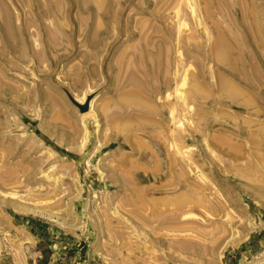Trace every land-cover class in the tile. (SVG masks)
<instances>
[{
  "label": "rangeland",
  "instance_id": "obj_1",
  "mask_svg": "<svg viewBox=\"0 0 264 264\" xmlns=\"http://www.w3.org/2000/svg\"><path fill=\"white\" fill-rule=\"evenodd\" d=\"M203 1L0 0V264H264V0Z\"/></svg>",
  "mask_w": 264,
  "mask_h": 264
},
{
  "label": "bare ground",
  "instance_id": "obj_2",
  "mask_svg": "<svg viewBox=\"0 0 264 264\" xmlns=\"http://www.w3.org/2000/svg\"><path fill=\"white\" fill-rule=\"evenodd\" d=\"M181 2V1H180ZM203 2H205L206 4H204V6L203 7H205L206 5H207V8H204V11L206 10V15H207V17H209L210 15H211V13H210V10H209V7H210V4H211V0H205V1H203ZM173 3V2H172ZM191 3V2H190ZM175 4V3H174ZM179 4V3H178ZM188 4V3H187ZM172 5V4H171ZM180 5V4H179ZM251 6V5H250ZM178 8H179V6H177V9H176V16L179 18H181L182 19V15L180 14V8H179V10H178ZM174 9V8H173ZM219 9V8H218ZM251 10V9H250ZM261 10V9H260ZM260 12V11H259ZM202 14V13H201ZM252 14V13H251ZM262 14V13H261ZM260 13H259V16L261 15ZM210 20H212V19H210ZM215 21V20H214ZM216 21H219V20H216ZM219 23V22H218ZM223 23V22H222ZM262 23V22H261ZM264 23V22H263ZM181 25H183V24H180V26ZM223 25V24H222ZM231 25H233V24H231ZM260 25V24H259ZM178 26V25H177ZM214 26V25H213ZM228 26H229V24H228ZM217 27H219V24H218V26ZM222 27V26H221ZM228 28V27H227ZM236 28V27H235ZM230 29V28H229ZM264 29V28H263ZM180 30V29H179ZM193 30V29H192ZM216 30V29H215ZM233 30V29H232ZM238 30V29H237ZM230 31V30H229ZM234 31V30H233ZM251 31V30H250ZM262 31V30H261ZM180 32V31H179ZM177 33V32H176ZM208 33V32H207ZM238 33V32H237ZM240 33V32H239ZM263 33V32H262ZM180 34V33H179ZM178 34V35H179ZM209 34V33H208ZM144 35H146V34H144ZM194 35V34H193ZM197 35V34H196ZM211 36V35H210ZM213 36V35H212ZM211 36V37H212ZM216 38H217V40L216 39H214V40H216V41H214V44H213V48H214V55H215V59L219 62V63H221V64H225V65H228L232 70H234V69H237V62H238V56H234V50L232 49V47H231V45L229 44V42L227 41V39H226V37L223 35V33L222 32H220L219 30H216ZM190 37V36H189ZM149 39H150V37H148ZM215 38V37H214ZM177 39H179V38H177ZM244 39V38H243ZM187 40V39H186ZM189 40V39H188ZM149 41V40H148ZM179 41H180V39H179ZM178 40H177V44H178V42H179ZM242 42V41H241ZM176 44V45H177ZM182 44H183V42H182ZM179 45V44H178ZM187 45L188 46H190L191 44H189V43H187ZM241 45H242V43H241ZM167 46V45H166ZM181 47H182V45H180ZM233 48H234V46H233ZM259 51V50H258ZM262 51V50H261ZM242 52V51H241ZM263 52H264V50H263ZM212 53V52H211ZM258 53V52H257ZM179 54L181 55V57H182V55L183 54H181V52H180V50H179ZM179 55V56H180ZM194 56V55H193ZM153 57V56H152ZM158 58V57H157ZM144 59V58H143ZM182 60V59H181ZM183 62V61H182ZM181 62V63H182ZM176 66V65H175ZM257 67V66H256ZM168 69H170V68H168ZM248 70V69H247ZM256 70V69H255ZM250 71V70H249ZM248 71V72H249ZM176 75L178 76V74H179V70L176 68ZM254 72V71H253ZM246 76V75H245ZM175 81V80H174ZM192 81V80H191ZM190 81V82H191ZM154 82V81H153ZM219 82V81H218ZM186 84H190L189 83V81H188V79H187V75H186V73H185V75L183 76V78H182V80H181V82H179V83H177V86L176 87H173L174 89L173 90H171L170 91V89H169V85L167 86V90H168V93L166 94V96H165V104H166V106H168L169 108H170V116H171V118H172V121L175 123V124H183V122L184 121H182L180 118L179 119H177L178 118V115L179 114H182L183 115V118L184 119H186L187 121H188V124H189V122H191V118L188 116L189 114H191V112H192V109H193V107L195 106V104H193V100H194V98H195V96H196V92L199 90V88L197 87V85L195 86V87H189L188 86V88H186V89H184V87H185V85ZM199 85V84H198ZM193 86V85H192ZM227 87L228 88H232L231 87V85L230 84H228L227 85ZM159 88V87H158ZM209 89V88H208ZM231 90V89H230ZM138 91V90H137ZM199 91H201V90H199ZM199 91H198V93H199ZM222 91V90H221ZM231 92V91H230ZM143 93V92H142ZM198 93H197V95H198ZM201 93H202V91H201ZM211 93V92H210ZM200 94V93H199ZM225 94V93H224ZM203 95V94H202ZM208 96V95H207ZM230 96V95H229ZM238 96V95H237ZM149 97V96H148ZM232 97H233V95H232ZM150 99V98H149ZM208 99V98H207ZM232 100V99H231ZM236 101V100H235ZM248 102V101H247ZM81 103H83V102H81ZM91 104L89 105V107H88V111H86L85 113H90V111H92L93 109H92V105H93V103L92 102H90ZM240 103H241V101H240ZM88 104V103H87ZM138 104V103H137ZM200 105V104H199ZM198 105V106H199ZM252 105V104H251ZM250 105V106H251ZM248 108V107H247ZM193 111H194V109H193ZM196 112V111H195ZM197 113V112H196ZM182 118V117H181ZM193 118V117H192ZM171 121V122H172ZM172 122V123H173ZM171 123V124H172ZM246 123V122H245ZM178 127V126H177ZM182 126H180V128H181ZM185 128V127H184ZM175 129H176V127H175ZM185 131V130H184ZM194 131V130H193ZM171 132H172V130H171ZM172 134V133H171ZM181 134V133H180ZM180 134H177V132L172 136V140H171V144H172V147H174V149L176 150V153L177 154H179L182 158L181 159H183V160H190V158H187V159H185V155H186V153L188 154L189 152H187V151H183V148H180L181 146L179 145L180 143H179V141H180V139H181V135ZM218 134V133H217ZM216 134V135H217ZM214 136V135H213ZM185 137V136H184ZM218 137V136H217ZM183 138V137H182ZM186 138V137H185ZM227 138V137H226ZM229 138V137H228ZM250 139V138H249ZM166 140V139H165ZM222 140V139H221ZM224 140V139H223ZM217 141V140H216ZM230 141H231V138H230ZM167 142V141H166ZM226 142V141H225ZM168 143V142H167ZM231 143V142H230ZM237 143V142H236ZM239 144V143H238ZM222 145V144H221ZM225 145V144H224ZM168 146V145H167ZM188 147V146H187ZM185 148V147H184ZM228 148H231V147H228ZM233 148V147H232ZM234 150V149H233ZM237 151H239L238 149H237ZM241 151V150H240ZM240 151H239V153H240ZM238 153V152H237ZM241 154V153H240ZM178 155V156H179ZM189 156V155H188ZM175 161V160H174ZM191 163V162H190ZM194 171V170H193ZM181 208V207H180ZM182 209V208H181ZM179 210V209H178ZM180 211V210H179ZM187 214V213H186Z\"/></svg>",
  "mask_w": 264,
  "mask_h": 264
}]
</instances>
